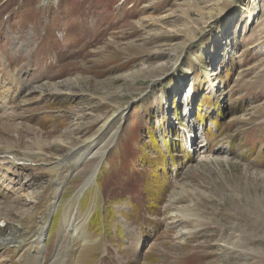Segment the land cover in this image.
I'll return each mask as SVG.
<instances>
[{"label": "rangeland", "instance_id": "1", "mask_svg": "<svg viewBox=\"0 0 264 264\" xmlns=\"http://www.w3.org/2000/svg\"><path fill=\"white\" fill-rule=\"evenodd\" d=\"M5 70L27 88L21 99L8 81L2 146L67 162L108 119L66 172L47 260L65 206L98 166L78 199L97 242L86 264L104 244L101 264H264V0H0V85ZM52 84L59 93L27 96ZM0 168L5 217L51 175ZM182 184L175 205L191 223L167 219ZM239 239L245 248H232ZM12 249L0 264L16 263Z\"/></svg>", "mask_w": 264, "mask_h": 264}, {"label": "bare ground", "instance_id": "2", "mask_svg": "<svg viewBox=\"0 0 264 264\" xmlns=\"http://www.w3.org/2000/svg\"><path fill=\"white\" fill-rule=\"evenodd\" d=\"M219 14H221V11L216 10L215 12H210V20L214 21V19L217 18ZM4 72L6 81H4V83L2 82L0 85V89L2 91H0V95L4 94V96L0 97V105L3 106L5 103L4 108H7V101L14 100L15 98L13 96L12 89L15 90L17 95L22 99L25 95L24 93L26 91L27 84L22 82V86L18 87V77L15 76V73L11 70H5ZM9 80H11L12 85L15 84L12 89L9 84L10 82L8 83ZM46 86H37V89L31 90L27 96L32 93H38L39 96L59 93V90L56 89V86L53 84L51 87ZM27 99L28 98H25L23 101H26ZM107 122L108 119L104 120L99 128L92 135L87 137L83 143H81V149H73V156H70L67 162L63 161L61 159L62 157L47 155L44 151H42L43 149L40 152H34L33 149L16 152L15 148L13 149L9 144V146H2L0 144V164L11 163L12 165H15L21 163H32L34 169L37 170V172L44 170L51 172L49 180L46 182L45 186H37V189L33 191L31 200H25L24 203H22V205L17 209L15 206H13V204L8 205L9 209H16V214H11V216L8 215L5 217L3 216L6 210L5 207L0 208V250L13 248L12 250L13 253H15L17 260L15 264H78L76 262V255L78 252H80V262H85L86 264L87 262L85 260L88 256V253L97 248V242L93 241L92 236L87 230V222L90 214L81 212L78 199L83 195L85 190L92 183H94V176L98 166L93 170L92 174L86 178L85 182L78 189L76 198H73L65 206L62 231L63 240L59 241L56 248H54L52 259L47 260L45 257L47 231L50 227L52 217L58 209V204H60L59 195H61V191L64 188L65 178L68 176V173L66 172L69 170L68 168L70 166H75V164L82 158L80 157L82 154L89 152V148L99 137L98 135L100 134L98 133L104 130ZM1 140L2 139H0V141ZM97 154L98 153L96 152H92L89 153L87 157L89 159L90 157H94ZM45 157H49L48 161L45 160ZM182 191H186L184 184H182L180 187L176 186L172 190L167 201L168 204H170L169 206L174 207V209H170L169 213L167 214V219L169 220L170 218H173L172 222H174L179 219V216H181L185 223H191L195 221L194 218H192L193 220H190V216L192 215L191 211L187 208L183 209L181 206L175 205L178 201V195ZM14 204H16V202ZM91 212L92 210L90 213ZM170 224L173 226L171 222ZM188 233H190V228L183 229L179 232L181 236L187 235ZM252 239L253 238L251 236L250 241ZM250 241H247V243ZM238 246L242 249L245 248V244L243 241L240 242V239L235 245H231L232 248Z\"/></svg>", "mask_w": 264, "mask_h": 264}, {"label": "water", "instance_id": "3", "mask_svg": "<svg viewBox=\"0 0 264 264\" xmlns=\"http://www.w3.org/2000/svg\"><path fill=\"white\" fill-rule=\"evenodd\" d=\"M77 148H79V147H77ZM77 148H75V149H77ZM70 154H71V152L67 153L65 156H69Z\"/></svg>", "mask_w": 264, "mask_h": 264}, {"label": "trees", "instance_id": "4", "mask_svg": "<svg viewBox=\"0 0 264 264\" xmlns=\"http://www.w3.org/2000/svg\"><path fill=\"white\" fill-rule=\"evenodd\" d=\"M135 119H136V118H135ZM139 123H140L139 120H137V121H136V125H138Z\"/></svg>", "mask_w": 264, "mask_h": 264}]
</instances>
